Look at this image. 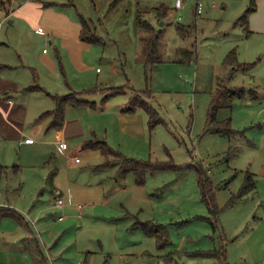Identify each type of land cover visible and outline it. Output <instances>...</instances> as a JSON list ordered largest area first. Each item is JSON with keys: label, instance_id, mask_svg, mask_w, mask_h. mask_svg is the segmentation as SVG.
Listing matches in <instances>:
<instances>
[{"label": "rangeland", "instance_id": "rangeland-1", "mask_svg": "<svg viewBox=\"0 0 264 264\" xmlns=\"http://www.w3.org/2000/svg\"><path fill=\"white\" fill-rule=\"evenodd\" d=\"M183 1L182 10L175 9L176 0L36 1L71 3L43 5L48 10L44 18L52 19L49 12L56 10L62 13L59 18L82 26V15L103 39L85 56L94 81L107 80L82 96L96 104V109L87 107L86 127L110 133L115 144H108L128 158L182 169L149 171L145 183L138 184L117 157L109 156L112 163L101 168L106 160L87 155L86 140L75 138L63 154L54 144L44 147L54 154L51 187L43 178L47 165L38 164L43 157H27V147L14 153L17 146L11 169L0 172V264H264V0H256L257 10L249 16L250 36L239 19L251 0H200V15L198 0ZM10 10L0 11V40L11 39L40 67L46 49L69 70L66 54L44 41L51 34L42 17L32 23L14 17L10 24ZM178 25L188 29L179 31ZM154 34L157 64L146 60ZM14 49L8 53L13 57ZM233 49L238 63L252 66L249 70L224 64ZM222 81L246 90L231 109L217 115L215 126L231 119L232 133L210 130L208 123ZM133 97L138 103L130 102ZM129 109L146 118L144 136L136 140L120 124L119 113ZM151 109L165 120L154 130L148 125ZM55 135L50 129L42 137L51 143ZM199 169L211 183L205 193L217 214L203 200ZM248 172L256 189L236 199ZM59 195L64 207L56 203ZM210 219L217 220V230ZM149 229L160 230L167 240L158 242ZM215 250L225 257H207Z\"/></svg>", "mask_w": 264, "mask_h": 264}, {"label": "crops", "instance_id": "crops-1", "mask_svg": "<svg viewBox=\"0 0 264 264\" xmlns=\"http://www.w3.org/2000/svg\"><path fill=\"white\" fill-rule=\"evenodd\" d=\"M10 7V13L6 16L10 24L15 23L14 17L21 23L22 21L26 23L37 22L42 17L47 31L52 36V38L49 35L46 36L48 40L44 41H48L53 45L55 52L57 50L61 55L66 54L67 64L70 68L64 70V64L61 63L62 59H57L54 56L55 53L50 55V52L46 49L41 53V68L36 63L35 57L10 43L11 39L0 40V172L6 174L11 169L13 159H10V156L12 151L17 150V146L20 148L14 153L20 154L24 152L23 148L27 147L31 149L26 152L27 157L32 160L37 159L40 155L41 158L43 157V159H40L41 161H38V164L47 165V171L43 172V178L47 185L53 187L55 179H51V176L56 171L52 169L50 173V163L53 162L54 154L51 147L44 148L46 145L54 144L58 153L63 154L70 150L69 139L83 138L86 140L83 141V146L87 149V155L93 158L96 157L98 160L105 159L107 161V156L103 150L88 149L85 144L96 139L107 140L112 145L115 143L110 133L100 135L92 127H86L83 120L88 115L87 107L73 106L67 107L63 127L58 130L54 129L56 131L55 139L48 143L42 135L49 130L48 124L51 118L39 120L42 114L55 108V102L48 93L64 95L72 91L91 89L97 85L104 86L107 84V80L99 81L98 79V81H94L93 77L87 73L89 66L85 56L92 51V44L81 40V24L72 21L70 18L65 20L59 18L62 13L56 10H50L49 12L53 13L52 19L44 18L45 12L48 10H42L43 5L41 2L13 0ZM50 9L55 8L51 7ZM10 49L16 51L14 57L8 54L11 53L9 52ZM17 58L19 63L13 61ZM56 61L60 64L58 67ZM18 68L23 70H18ZM36 84L40 85L45 91H25L26 88ZM119 117L122 130L126 136L134 140L144 136L146 118L141 113L135 110L133 112L122 111L119 113ZM44 121L43 125H39ZM27 138L33 139V143H27ZM34 138H37L38 141ZM62 142L68 144L67 149L62 150L60 148ZM19 162H22L21 156ZM79 162V159H75V163ZM38 166L34 165L33 169H37ZM15 167L18 168L19 166ZM59 198L63 197L59 195L57 199Z\"/></svg>", "mask_w": 264, "mask_h": 264}, {"label": "trees", "instance_id": "trees-1", "mask_svg": "<svg viewBox=\"0 0 264 264\" xmlns=\"http://www.w3.org/2000/svg\"><path fill=\"white\" fill-rule=\"evenodd\" d=\"M13 0H0V11H5L10 6L11 2ZM44 7H50V6H72L71 3L68 4H59L56 2H43ZM257 10V3L256 0H251V5L245 12V14L239 19L240 23L244 26L247 32V36H250L252 33L249 30V16ZM164 15V14H163ZM81 22H82V31H81V40L87 43H90L92 45H98L103 43V39L96 35L94 29L89 25L88 21L82 16L79 15ZM140 21V20H139ZM140 23H142L140 21ZM146 28H149L152 30V27L148 24H144ZM187 26L184 25H178L179 31H186ZM158 39V35L154 34L153 37L149 39L148 45L146 46V60L147 63H154L157 64L160 62V56L158 54V48L155 40ZM238 63V55L236 49H233L230 51V53L226 56L224 60V64L226 66H231ZM237 66L239 68H243L246 70H249L252 66L247 68L246 65L242 63H238ZM98 89V86H95L91 89H85L82 91H72L64 95H52L48 93L55 102V108L51 111H47L44 114H42L39 118V120L44 119H50L51 121L48 124V129H61L65 122V113L66 109L69 106L73 107H90L92 109H96V104L94 102H90L88 100H85L82 98L85 94H90L95 92ZM121 89V88H116ZM27 92H34V91H45L40 85H32L25 89ZM47 93V92H46ZM246 90L244 87H228L223 81L221 84H219V87L217 89V92L215 93L214 97L212 98V103L209 110L208 115V123L210 125V130L214 129L216 132L219 133H232L233 129H231V119H228L224 124L225 126L221 125L220 127L215 126V123L217 122V115L218 112L221 109H231L233 107L234 101L236 99H242L245 96ZM130 102L138 103L136 97H133ZM140 104H143L142 102H139ZM127 112H133V109H129ZM159 124H165V120L160 116V114L156 110H150V117H149V129L154 130L157 125ZM214 124V126H212ZM85 147L88 149H101L104 151V153L107 156V159L109 156H115L117 157L119 163L122 164L121 169L124 171V173L133 172L137 177V183L138 184H144L146 174L149 171L156 172V171H162L167 169H173V170H180L182 167L174 165V164H164V163H152L150 161H141L134 158H128L126 157L122 152H119L115 150L112 146H110L106 141L103 140H91L86 142ZM115 162V161H114ZM112 162L107 160L103 165H101V168L109 167ZM124 166H127L124 168ZM194 167V166H191ZM202 169V168H201ZM200 174V185L203 189V200L208 205L209 209L217 214L215 205L212 204V201L208 199L207 194L205 191L207 189H210L211 183L209 179L207 178L205 172L203 170H198ZM53 175V174H52ZM256 189V182L254 180V176L252 173L248 172L245 180V185L241 189L239 195L236 197V199H241L245 196H247L251 191H254ZM236 200H233V203ZM212 204V205H210ZM216 217V216H215ZM213 229L217 230L218 226L216 224L217 220H209ZM149 235H156L158 238V242H162L164 240H167L165 235L161 233L160 230H156L155 232H152L151 229L147 232ZM165 233V231H164ZM207 257H225V252L220 251H213L206 253ZM205 255V256H206Z\"/></svg>", "mask_w": 264, "mask_h": 264}, {"label": "built area", "instance_id": "built-area-1", "mask_svg": "<svg viewBox=\"0 0 264 264\" xmlns=\"http://www.w3.org/2000/svg\"><path fill=\"white\" fill-rule=\"evenodd\" d=\"M28 1H38V0H28ZM41 1H46V0H41ZM184 5H185V3H184V1L183 0H176V3H175V9H177V10H182L183 8H184ZM202 9H203V3L200 1V0H198V2H197V4H196V12H197V14H201L202 13ZM179 20H182V17L181 16H179ZM39 31L40 32H44L43 31V29L42 28H39ZM33 139H31V138H27L26 139V142L27 143H33ZM60 148L62 149V150H65V149H67L68 148V144L67 143H65V142H62L61 144H60ZM57 205L59 206V207H63L64 205H65V201L63 200V198H59L58 200H57Z\"/></svg>", "mask_w": 264, "mask_h": 264}]
</instances>
